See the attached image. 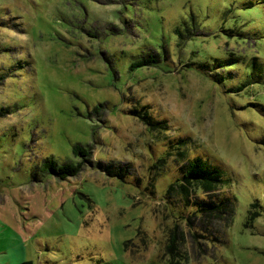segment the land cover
<instances>
[{"label":"rangeland","instance_id":"1","mask_svg":"<svg viewBox=\"0 0 264 264\" xmlns=\"http://www.w3.org/2000/svg\"><path fill=\"white\" fill-rule=\"evenodd\" d=\"M263 81L264 0H0V264H264Z\"/></svg>","mask_w":264,"mask_h":264},{"label":"trees","instance_id":"2","mask_svg":"<svg viewBox=\"0 0 264 264\" xmlns=\"http://www.w3.org/2000/svg\"><path fill=\"white\" fill-rule=\"evenodd\" d=\"M220 63L222 64V62ZM195 67L199 68L202 71H205L206 74L205 77L210 78L212 82L213 81L220 82L222 80V76L220 74H217L216 72H209L210 69L207 63H199L198 65H195ZM260 77L261 74L258 75L254 74L255 81L261 82L262 80L260 79ZM244 86L245 84L243 83L237 87H229L227 90H229L230 92L237 93L238 91L242 90ZM72 151L75 155L81 156L83 160H86L88 159V157L91 156V151L89 150V148H86L80 144H75L72 147ZM80 168H81V163L74 164L73 162L67 161L62 164H57V162L52 158H46L43 162V169L51 172L52 174L56 175L61 179H64L67 176L77 174ZM221 174L222 173L220 172V170L216 168H211L201 158L189 159L186 164V167L182 171L181 177L176 179L174 182H171L167 186L166 196L169 199L174 197V195L176 194H178L181 197L182 193L185 192L184 189L189 187H191V189L189 188L188 190L194 191L196 190V188H200L201 186H204L206 187V191H213L217 188V184L223 181V177ZM151 192L153 193V191ZM199 200H200L199 202L192 204V207L194 206V209L192 208L191 211L195 215L199 213H203V211L206 210L207 208L206 207L207 203H205L203 199L202 200L199 199ZM188 205L190 204H187L185 206ZM251 206L252 208L254 207L256 211L250 212L251 209H248V212H250V217L247 219L248 220L247 224H250V222L253 221V219L260 216L264 212V205L263 206L260 205L257 200L251 203ZM191 214H189V216H191ZM174 238H175V234L174 237L171 239L172 242ZM171 243L166 246L167 249L174 248L173 246H171ZM16 264H33V261L31 259H25L17 262Z\"/></svg>","mask_w":264,"mask_h":264},{"label":"crops","instance_id":"3","mask_svg":"<svg viewBox=\"0 0 264 264\" xmlns=\"http://www.w3.org/2000/svg\"><path fill=\"white\" fill-rule=\"evenodd\" d=\"M25 259H31V258H27L26 255H25V250L21 248L20 249V253L16 254L15 257L12 258V260L11 259H7L6 263L7 264H15L16 262H19V261L25 260Z\"/></svg>","mask_w":264,"mask_h":264}]
</instances>
